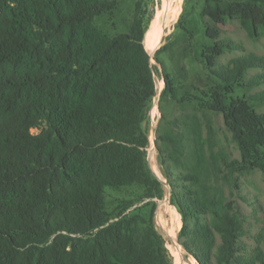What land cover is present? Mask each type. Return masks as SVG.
Segmentation results:
<instances>
[{
  "label": "trees",
  "instance_id": "obj_1",
  "mask_svg": "<svg viewBox=\"0 0 264 264\" xmlns=\"http://www.w3.org/2000/svg\"><path fill=\"white\" fill-rule=\"evenodd\" d=\"M148 1L0 0V264H172L155 226L156 204L112 218L108 200L163 196L146 161L155 96L144 45ZM202 14L212 24L203 26L211 44L201 55L208 101L200 106L222 115L243 159L264 172V112L250 105L264 102V89L232 95L264 59L250 54L215 68L216 56L234 45L219 39L215 24L237 14L253 35L264 24V0H204ZM190 38L183 28L181 42ZM163 48L154 55L164 81L160 100L178 102ZM263 82L256 74L247 85ZM191 127L200 140V125ZM156 141L165 145H156L163 160L184 153L180 131L166 129ZM180 179L188 183L172 191L179 236L191 238L195 250L182 245L198 264L228 263L240 248L239 220L198 173ZM202 215L211 221L200 222ZM242 258L235 263L264 264L261 249Z\"/></svg>",
  "mask_w": 264,
  "mask_h": 264
},
{
  "label": "rangeland",
  "instance_id": "obj_2",
  "mask_svg": "<svg viewBox=\"0 0 264 264\" xmlns=\"http://www.w3.org/2000/svg\"><path fill=\"white\" fill-rule=\"evenodd\" d=\"M174 7H177L176 14ZM203 7L204 0L148 1L149 13L144 45L150 55L155 96L149 110V145L146 161L149 171L161 183L163 196L143 197L140 192L121 197L109 195V208L112 207L113 218L122 210L133 212L142 209L146 203H155V226L164 238L172 264H198L182 245L183 242H187L189 249L195 250L191 238L179 236L182 218L172 202L173 186L178 190L181 185L188 183L182 182L181 175L198 173L206 182L209 194L220 199L222 206L230 209L239 220L241 229L237 244L240 248L226 263L236 264L234 261L236 255L248 259L257 249L264 252V172L243 159L231 131L224 125L222 115L200 106L207 100L202 87L208 84L205 82L207 70L202 63L201 55L202 51L206 50L204 46L211 44L203 35V26L207 22L212 24L211 20L202 14ZM215 26L220 40L234 44L231 49L225 48L216 56V69H222L233 59L250 54L264 59V24L257 25V32L250 35L240 23V16L233 14ZM183 28H189L193 37L187 39L185 44L181 42ZM160 47H164V50L160 51L159 57L165 62L167 71L173 77L172 82L176 87L178 99H181L177 100L178 102L169 98L166 101L160 100L164 81L161 66L154 58L156 50ZM256 74H264V68L258 66L248 68L241 79V85L234 88L232 95L247 97L263 90L264 82L254 86L247 85L249 77ZM159 105L163 109L164 118H161L163 113ZM250 105L255 111L264 112V102H250ZM195 121L196 129L198 125L201 129V139L197 141L191 127ZM208 125L211 126V131L208 130ZM166 129L182 133L184 153L177 155L175 160H163L156 149L157 143L165 146L163 142H157L156 137L158 134L163 135ZM195 145L196 147L202 145V155L194 154ZM233 161L234 164H231ZM210 221L209 215H202L200 218L202 223ZM189 225L193 226V220L189 219ZM215 239L216 243H220L217 234ZM212 264L217 263L213 261Z\"/></svg>",
  "mask_w": 264,
  "mask_h": 264
},
{
  "label": "bare ground",
  "instance_id": "obj_3",
  "mask_svg": "<svg viewBox=\"0 0 264 264\" xmlns=\"http://www.w3.org/2000/svg\"><path fill=\"white\" fill-rule=\"evenodd\" d=\"M174 8H175V7H174ZM176 11H177V7L175 8V12H174L175 14H176ZM174 13H173V14H174ZM173 14H172V15H173ZM170 17H171V16H170ZM166 22H167V21H166Z\"/></svg>",
  "mask_w": 264,
  "mask_h": 264
}]
</instances>
